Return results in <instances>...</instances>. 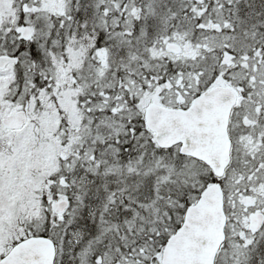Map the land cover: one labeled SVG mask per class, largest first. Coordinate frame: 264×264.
<instances>
[{"label":"snow or ice","instance_id":"snow-or-ice-1","mask_svg":"<svg viewBox=\"0 0 264 264\" xmlns=\"http://www.w3.org/2000/svg\"><path fill=\"white\" fill-rule=\"evenodd\" d=\"M0 264H264V0H0Z\"/></svg>","mask_w":264,"mask_h":264}]
</instances>
